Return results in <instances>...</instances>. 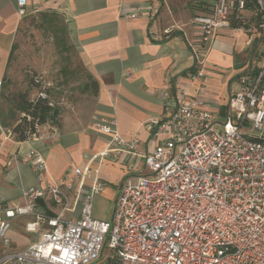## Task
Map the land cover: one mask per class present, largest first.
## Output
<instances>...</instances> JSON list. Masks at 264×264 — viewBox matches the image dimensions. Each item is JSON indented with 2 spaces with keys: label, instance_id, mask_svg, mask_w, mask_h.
<instances>
[{
  "label": "built area",
  "instance_id": "2783aa9c",
  "mask_svg": "<svg viewBox=\"0 0 264 264\" xmlns=\"http://www.w3.org/2000/svg\"><path fill=\"white\" fill-rule=\"evenodd\" d=\"M18 3L25 14L27 0ZM191 24L193 81L204 77L220 30L245 34L254 48L226 113L206 108L185 84L167 102L165 117L147 120L151 140L160 139L147 152L138 150L139 137L120 134L115 119L98 117L94 127L109 136L99 162L113 152H129L134 170L143 163L123 178L110 220L93 216V197L105 183L91 163L53 178L46 175L44 154L29 149L25 160L40 185L24 189V203L0 202V264H94L105 248L112 251L108 264H264V0H215L211 12L195 15ZM34 82L35 98H47L51 107L62 103L49 95L42 77ZM88 178L93 184L84 191ZM41 198H49L58 212L42 207ZM79 203L80 215L67 217ZM22 218L39 238L17 249L10 230Z\"/></svg>",
  "mask_w": 264,
  "mask_h": 264
},
{
  "label": "crops",
  "instance_id": "0c3cea01",
  "mask_svg": "<svg viewBox=\"0 0 264 264\" xmlns=\"http://www.w3.org/2000/svg\"><path fill=\"white\" fill-rule=\"evenodd\" d=\"M214 3L215 0H27L26 12L20 14L18 0H0V202L24 203V189L40 185L33 166L25 160L31 148L44 154L46 175L53 178L62 176L69 166L91 163L102 181L112 183L113 175L119 183L142 167L138 161L133 169L134 156L129 152H113L99 162L97 156L106 148L109 136L92 127L95 118L115 119L120 134L127 140L139 137L138 150L147 152L160 140H151L147 120L165 117L167 102L180 96L185 84L191 85L192 97L224 115L231 94L239 90L238 74L248 64L253 48L246 44L245 34L220 30L203 65L204 77L190 79L196 65L189 44L191 21L197 14L210 13ZM50 14L65 22L68 46L76 49L87 75L98 82V87L83 86V95H92L89 106L82 109L77 105V112L61 106L56 120L50 118L35 136L19 141L8 129L10 124L4 126L1 122L3 86L19 29L28 18L44 19ZM171 25L176 27L166 33ZM92 184V178L85 180L84 191L90 190ZM71 192L75 194L76 190ZM39 203L50 213L58 212L49 198H41ZM79 206L80 203L65 215L78 217ZM22 219L23 228L10 230L12 246L17 249L39 238L38 233L36 238L27 235V219Z\"/></svg>",
  "mask_w": 264,
  "mask_h": 264
},
{
  "label": "rangeland",
  "instance_id": "374dc122",
  "mask_svg": "<svg viewBox=\"0 0 264 264\" xmlns=\"http://www.w3.org/2000/svg\"><path fill=\"white\" fill-rule=\"evenodd\" d=\"M68 44L70 43L68 34L66 35L65 32V22L57 15L50 14L44 19L42 16L32 17L23 23L17 35L1 98V110L3 118L10 124L9 130H12L11 124H14L16 119L21 116V113L16 111L15 117L12 118L11 109L14 107V95L24 92L30 99H34L39 91V86L33 81L36 75L42 77L49 84L51 97L55 101L63 102L58 107L63 106L62 108L66 111L75 110L77 112L78 106L83 109V106L90 105L92 95L88 97L82 93L84 84L90 79L76 49ZM255 52L258 55L256 50ZM256 61L259 63V60L256 59L252 63L255 64ZM96 119L91 124L93 128H95ZM13 138H16V134H13ZM68 169L71 170L72 167L69 166ZM94 170L98 171V169ZM115 170L113 169V173ZM111 179L114 183L103 181L105 183L104 190L93 197V216L95 218L103 220L112 218L121 180L118 183L114 180L113 175ZM68 195L72 196L73 193L69 192ZM72 200L71 197L70 201ZM23 223V219L15 220L12 229L23 228ZM27 235L36 238L38 234L29 232ZM111 254L112 251L105 248L102 257L94 264H108Z\"/></svg>",
  "mask_w": 264,
  "mask_h": 264
},
{
  "label": "trees",
  "instance_id": "16d2710c",
  "mask_svg": "<svg viewBox=\"0 0 264 264\" xmlns=\"http://www.w3.org/2000/svg\"><path fill=\"white\" fill-rule=\"evenodd\" d=\"M56 16V14H54ZM88 80L84 86L85 89L93 88L97 89L98 82L88 76ZM34 81V80H33ZM49 95L50 91L47 89ZM14 107H12V118L15 117V112H20L21 116L16 119L12 125V130L16 134V138L19 141H26L38 133L39 126L47 122L50 118L57 119L59 114V107L49 106L47 98H34L30 99L27 93L19 92L14 95ZM30 117V118H29ZM1 122L4 126L9 124L2 117Z\"/></svg>",
  "mask_w": 264,
  "mask_h": 264
},
{
  "label": "water",
  "instance_id": "95a60500",
  "mask_svg": "<svg viewBox=\"0 0 264 264\" xmlns=\"http://www.w3.org/2000/svg\"><path fill=\"white\" fill-rule=\"evenodd\" d=\"M118 197V196H117ZM117 200V199H116ZM115 203H116V201H115Z\"/></svg>",
  "mask_w": 264,
  "mask_h": 264
}]
</instances>
